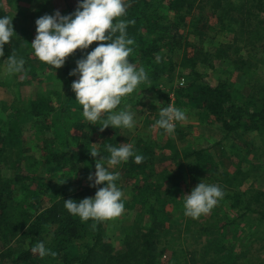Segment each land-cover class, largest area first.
I'll return each mask as SVG.
<instances>
[{
	"label": "trees",
	"instance_id": "16d2710c",
	"mask_svg": "<svg viewBox=\"0 0 264 264\" xmlns=\"http://www.w3.org/2000/svg\"><path fill=\"white\" fill-rule=\"evenodd\" d=\"M61 1L65 6L62 9L65 14L73 12L77 5V2L68 4L70 0ZM5 2L9 10L0 0V15L13 16L16 35L4 46V57L13 54L23 57L26 73L35 74L37 70L47 68L42 80H39L52 83L38 92L35 98L1 108L4 112L0 114L1 264H51L52 257H57L58 264H160L157 242L170 226L166 225L168 212L165 208L170 200L169 190H174L180 181L183 182L186 179L184 175H188L195 185L206 180L218 184L222 190L232 188L224 193L226 199L231 201L234 216L225 220L206 218L203 222H196L197 234L204 235V243H198L197 237L189 234L193 233L189 229L192 218L185 216V229L178 230V237L184 230L185 236L192 240L187 241L188 249L181 257L171 254L165 264H249L245 260V248L236 252L233 245L225 244L217 235L219 231H235L240 221L252 218L256 220V230L248 234L246 232V237L256 236L255 241L264 242V186L253 188L249 193L233 189L234 185L239 186L243 182L238 177L245 168L243 163L251 164L243 157L264 149V89L255 90L253 87L249 92H243L233 81L225 80L211 84L197 67L199 63L205 62L203 56L209 54V50H205L199 42L188 40L186 35L180 33V29L187 26L203 36L212 27L208 24L209 18H223L225 13L226 17L234 15L240 21L236 29L246 33L249 40L256 41L260 53L264 55V0H239L236 3L233 0H129L127 15L119 19L133 21L127 28L129 38L134 41L130 46L133 51L129 60L138 68L143 67L148 75L141 85L157 87L164 75L169 79L178 68V76L183 77L185 82L177 84L175 88L171 86L174 98L165 93L166 101H171L177 108L197 110L203 114V121L207 125L219 128L223 138L231 143L226 158L233 170L226 169L223 172L220 168L213 150L219 143L206 147L185 140L183 145L178 146L168 140L164 146H159L148 137L132 138L131 144L136 154L144 157L143 161L137 164L130 159L113 171L119 174L116 183L121 189L125 186L121 183V176H125L127 182L134 178L142 182L133 186L135 195L124 201L125 207L130 204L141 214V208L148 204L143 215H151L152 221L145 226V230L141 228L140 222L132 224L133 228L127 230L122 240V250L114 254H111L109 243L104 241V221L81 223L78 217L69 215L63 201L93 196L97 190L82 184L83 180L87 181L89 173H94L96 159H99V155L93 158L88 148L97 147L107 156L105 145L121 144V140L116 137L118 130L109 127L101 132L98 125L87 124L78 117L82 106L75 100L70 87L76 79L69 75L75 67V61L99 42L94 41L84 52L76 50L66 58L61 68L55 70L39 61L32 54L30 45L35 36L32 24L38 17L55 11L52 0ZM22 3L27 6H22ZM22 8L25 13L29 11L28 17L19 14ZM216 51L213 56L219 59L226 49L221 47ZM173 55H176L175 59ZM243 67L247 66L243 64ZM56 76L62 79L64 95L56 87L51 88ZM52 95H55L57 104L53 102ZM123 102L124 99L116 111L124 108ZM27 121L35 131L33 138L25 137L23 133L22 124ZM253 133L261 137L262 143L258 148L251 140L250 135ZM30 147L34 148L35 154L26 157ZM164 148H168L169 154L164 152ZM237 148L244 149L246 153H239ZM232 157H237L236 162L230 160ZM165 160L173 163L174 173L156 171L155 165ZM41 164L49 174L43 176L32 173L33 166ZM161 175L166 181H171L170 186L164 187L159 179ZM260 175L264 178V172ZM219 176L222 178L219 179ZM54 178L56 185L52 192L55 198L48 205L37 206L31 212L29 201H39L41 192L48 191ZM246 225L247 229H252L248 223ZM28 238L29 242L25 244ZM39 241H44L50 249V254L43 258L32 251ZM69 244L81 246L82 250L69 255L64 251ZM260 264H264V258Z\"/></svg>",
	"mask_w": 264,
	"mask_h": 264
},
{
	"label": "rangeland",
	"instance_id": "374dc122",
	"mask_svg": "<svg viewBox=\"0 0 264 264\" xmlns=\"http://www.w3.org/2000/svg\"><path fill=\"white\" fill-rule=\"evenodd\" d=\"M2 4L6 6L5 0H1ZM239 0H233L234 3ZM77 0H70L68 4L74 5ZM55 10H59L61 14H65L62 12V9L65 7L61 0H52ZM22 6H27L25 3H22ZM6 10L9 8L6 6ZM208 11V7H206ZM225 11V10H224ZM222 11V12H224ZM221 12V13H222ZM19 14L24 17H28L29 11H26L24 8L20 10ZM197 15H200L198 11H196ZM229 14V13H228ZM232 14V13H231ZM28 19V18H26ZM25 19V20H26ZM208 24L212 26L209 30H207L203 36L195 31H192V28L187 26H183L180 29V33L184 36L186 35L188 40L191 42H199L204 47L205 50H209V54L204 55L206 58L205 62H201L198 64V69L203 72L204 77L211 82V84H216L218 81H233L235 86L241 91L249 92L253 87L255 90L264 89V55L260 53V47L256 41L249 40L246 33L240 32L236 29L239 24V18H235L234 15H228L226 17V13L223 15V18L215 19L209 18ZM24 20V21H25ZM189 21V18L186 19ZM32 26L35 27V24ZM226 49V52L218 59L216 56H213V52L217 53L218 48ZM174 59L176 55H173ZM242 57V58H241ZM243 58L245 60H243ZM7 57L0 58V70L3 69L6 64ZM247 66L246 68L243 67ZM178 68H176L175 72L172 76L169 77L164 75L158 86H142L140 85L138 89L130 94L129 96L124 98L123 105H129L131 110L135 113L136 125L133 129H119L116 131V137L121 140V143H131L132 138L135 137H148L152 139L157 145L164 146L168 140H172L178 146L184 144V141L187 140L196 146H212L216 143L220 145L214 146V153L216 154L215 158L217 159L218 164H220V168L224 172L226 169L229 171L233 170V166L229 167V160L226 158V154L230 151L231 143L228 140L223 138V133L219 130L217 126L207 125L203 121V114L198 113L195 109H189L188 107H181L180 109L184 110L187 114V120L184 122H180L177 124L174 134L168 135L162 129H158L155 127V121L157 120V115L159 116V111L170 105L174 106L173 103L167 102L164 94L167 93L168 97L174 98L173 88L176 87L177 84H184L185 80L183 77L178 76ZM47 68L37 70L35 74L32 72L26 73H18L12 76L0 77V114H3L2 106L11 105L15 103H22L28 99L35 98L41 90H43L47 85L52 82H42V78L44 76V72ZM44 73V74H43ZM51 88L55 87L61 91V94L64 95L65 88L62 85V79L59 76H56ZM41 79V80H39ZM148 86V87H147ZM171 86H173L172 89ZM141 89V90H140ZM55 95H52L53 102L58 103V101L54 98ZM167 102V103H166ZM148 116H150L148 118ZM78 117L82 119V110L79 111ZM72 118L71 120H73ZM71 122V121H69ZM23 133L25 137L33 138L35 135V131L29 121L22 124ZM75 133V130H73ZM251 140L255 143L258 148L262 143L261 137L256 135L255 133L250 135ZM37 141V140H35ZM159 150V149H157ZM238 152L241 154H245V150L241 148H237ZM261 151H253L249 155H245L244 159H247L251 162V164L244 162L243 164V172L239 174V179H242L243 182L241 185H234L233 189L245 190L246 192H250L253 188H261L264 186V178L262 174L264 172V153L261 154ZM164 152L169 154L168 148H164ZM35 154L34 148L30 147V149L26 153V157H30ZM230 160L235 161L237 157H232ZM258 161V162H256ZM24 164V161H23ZM228 164V166H227ZM249 164V165H248ZM251 165V166H250ZM156 171L161 172L163 170H168V173L172 174L175 171V166L170 160H165L164 162H158L155 165ZM32 173L43 175L49 174L50 172L47 168H44V165L41 164L38 167L33 166L31 169ZM186 179L182 182L180 181L178 185L174 188V190H169L170 200H168L165 208L167 209V227L170 225L164 235H162L157 242L160 249V264H165L171 254L178 255L181 257L185 250L188 249V240L191 241L192 238H187L184 234V230L181 232L180 237H178V230L180 228L185 229V215L183 212V195L187 194L191 191V189L195 186L192 183L188 175ZM162 175L159 177L160 181L164 184V187L170 186V182L163 179ZM173 178V177H172ZM222 176H219L221 179ZM52 181L49 184V189L47 192H41L39 201L36 200L34 202L29 201V208L31 212L35 210L37 206H45L48 205L54 198L55 194L52 192V188L56 185V179H51ZM205 183H211L204 180ZM121 183L124 184L122 191L124 192V201H128L135 195V191H132V188L135 184H141L142 182L139 179H131L129 182L126 181L125 176H121ZM198 183V182H197ZM83 185H89V181L83 180ZM261 186V187H260ZM44 188V187H43ZM232 188H224V192L231 190ZM128 206V205H127ZM146 206L142 207V213L139 214L138 211L129 204L128 207H125L124 203V212L121 216L104 221L105 232H104V241L108 242L110 246L111 254L117 253V251L122 250V240L124 236H126L127 230L129 228H133L132 224L135 222H140L141 228L143 230L146 229V225L150 224L152 221L151 215L144 214ZM234 216L233 209L231 207V201L224 197L218 202V204L212 209L209 214L202 215L198 219H192L189 224V229L193 230L192 234L197 237L198 243H204L205 238L204 235L200 233L197 234V224L203 222L204 219H209L213 221L225 220L227 218H231ZM195 221V222H194ZM198 222V223H196ZM241 224L237 226V229L228 230L224 233L219 231L218 237L225 244H230L235 247L236 252L240 250V248H245L247 250V261L249 264H260V261L264 258V242L262 240L255 241L254 237L256 236H247V234L251 231H255L256 228L255 223L256 220L252 218L243 219L240 221ZM246 223L251 226V230L246 228ZM194 225V228H192ZM259 229V228H257ZM85 240H92L91 238H86ZM200 240V241H199ZM47 241V238L45 239ZM29 242V238L26 239L25 244ZM22 244V246H26ZM76 244H69L65 247V252L69 255L76 254L82 250L81 246H75ZM21 246V247H22ZM2 258L0 257V264ZM183 264H187L186 262H182ZM51 264H58L57 257L51 258Z\"/></svg>",
	"mask_w": 264,
	"mask_h": 264
},
{
	"label": "clouds",
	"instance_id": "9594fccd",
	"mask_svg": "<svg viewBox=\"0 0 264 264\" xmlns=\"http://www.w3.org/2000/svg\"><path fill=\"white\" fill-rule=\"evenodd\" d=\"M128 3L129 0H77L74 11L69 14L55 10L52 14L38 17L35 36L30 43L32 54L56 70L76 50L84 52L94 41L99 42L75 61L69 75L76 77L70 87L75 100L82 106L83 119L87 124L98 125L101 132L109 127L116 130L135 127V113L129 105L119 111L116 109L125 97L148 79L145 69L138 68L129 60L133 51L130 46L134 41L129 38L127 28L133 21L119 19L127 15ZM12 17L0 15V58L5 55L4 46L16 35ZM24 65L23 57L10 55L0 70V77L24 72ZM187 118L184 110L170 105L159 111L155 127L172 135L177 124ZM88 151L93 158L99 155L94 173L87 177L89 186L97 190L93 196L80 200H63L64 208L69 215L78 217L81 223L115 219L124 212V192L117 186L119 174L113 169L130 159L139 164L144 157L136 154L131 143L105 145L107 156L97 147L88 148ZM99 185L102 186L97 187ZM224 195L218 184L200 181L183 195L184 215L198 219L209 214ZM32 251L41 258L50 254L44 241H39Z\"/></svg>",
	"mask_w": 264,
	"mask_h": 264
}]
</instances>
